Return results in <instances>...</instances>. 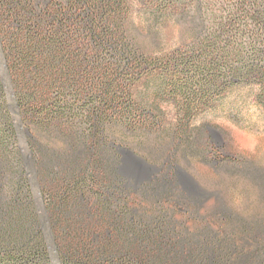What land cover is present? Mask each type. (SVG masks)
Segmentation results:
<instances>
[{"label": "trees", "instance_id": "16d2710c", "mask_svg": "<svg viewBox=\"0 0 264 264\" xmlns=\"http://www.w3.org/2000/svg\"><path fill=\"white\" fill-rule=\"evenodd\" d=\"M170 27L182 32L176 49L157 55L143 43L150 38L156 45ZM0 44L7 134L14 131L10 88L24 123L49 142L66 143L57 150L32 142L40 183L50 191L54 258L62 264H264V239L256 237L263 220L244 221L217 208L226 233L188 237L165 210L172 204L193 216L201 199L168 171L155 175L163 165L184 173L174 157L188 123L183 118L169 141L154 144L164 129L159 97L165 94L145 87L163 70L201 81L183 88L188 95L242 85L254 88L264 106V0H0ZM114 128L152 142L148 149L162 165L144 158L155 167L147 176L124 170L130 149L109 140ZM133 200L154 209L137 212ZM12 201L22 208L0 206V264H52L43 219L23 199ZM248 239L256 250L244 246Z\"/></svg>", "mask_w": 264, "mask_h": 264}, {"label": "rangeland", "instance_id": "374dc122", "mask_svg": "<svg viewBox=\"0 0 264 264\" xmlns=\"http://www.w3.org/2000/svg\"><path fill=\"white\" fill-rule=\"evenodd\" d=\"M181 37L180 27H170L161 33L156 45H153L150 38L143 39V43L153 53L162 55L179 47ZM6 68L0 44V77L4 82L7 80ZM200 82L184 78L183 74L176 76L163 70L153 72L145 81L146 91L152 93L161 88L165 94L164 97H159L164 129L152 140L154 144L169 141V133L183 118V122L188 123L174 162L192 175L196 182L177 171L174 165L169 170L167 165H163L155 173L160 177L168 171L181 189L201 199L193 216L184 207L164 205L177 226L186 229L188 237H195L208 230L225 234L223 227L227 226V222L215 217L213 212L217 208L244 221H264V106L256 100L254 88L242 85L212 96L202 93L186 94L183 88ZM172 90L176 92L170 97L168 93L173 92ZM7 99L14 131L7 134L0 116V206H3L5 212L19 210L22 202L18 204L12 199L21 198L27 209L33 211L35 208V214L43 219L41 228L50 246L52 264H62L61 260L54 258L57 251L54 238L58 234L54 231L50 191L40 183L41 176L34 163L37 153L32 142L39 140L46 148L57 150L66 148V143L62 140L49 142L38 135L36 128L24 123L10 88ZM3 100L0 96V103ZM109 140L129 148L150 163H163L148 149L152 142L140 134L128 135L120 128H114ZM123 169L138 176H147V171L126 154L123 156ZM89 196L90 194L86 195ZM132 197L137 199L135 194ZM140 203L133 200L129 204L137 212H146L142 209L144 206L150 208V212L154 209L149 203ZM185 219L189 220L183 223ZM110 232L107 231L105 235L111 234ZM256 237L264 239V230L257 229ZM101 240L103 239L98 238V241ZM254 244L249 239L244 242L248 251L258 248L259 245Z\"/></svg>", "mask_w": 264, "mask_h": 264}, {"label": "water", "instance_id": "95a60500", "mask_svg": "<svg viewBox=\"0 0 264 264\" xmlns=\"http://www.w3.org/2000/svg\"><path fill=\"white\" fill-rule=\"evenodd\" d=\"M130 156L131 158L138 164L140 165L141 167H143V169H145L146 171L149 169V168H155L154 166L150 165L144 158H142L141 156L135 154L133 151L131 150H128L126 149L125 150ZM180 169V168H179ZM182 171V170H181ZM184 174L191 180L193 181L194 183L196 182L195 179L192 177V175H190L188 172L186 171H183Z\"/></svg>", "mask_w": 264, "mask_h": 264}]
</instances>
